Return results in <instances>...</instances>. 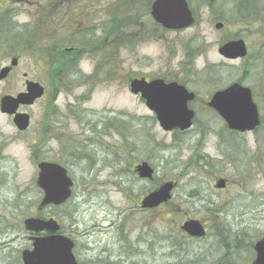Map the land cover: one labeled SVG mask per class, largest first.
Wrapping results in <instances>:
<instances>
[{
	"label": "rangeland",
	"instance_id": "374dc122",
	"mask_svg": "<svg viewBox=\"0 0 264 264\" xmlns=\"http://www.w3.org/2000/svg\"><path fill=\"white\" fill-rule=\"evenodd\" d=\"M27 1L0 3V12L13 11L14 22L21 30L26 27L20 25L32 20ZM235 3L236 0H216L212 6L205 2L190 4L197 21L180 30H158L151 17L143 15L146 34L141 39L125 37L123 23H112L119 33L112 38L115 77L113 82L100 86L87 105L99 113H113L116 119L124 117L122 122L130 134L121 128L119 133L110 132L100 139L99 146L83 151L81 159L64 155L70 161L67 168L74 181L73 195L64 206L43 212L57 218L62 231L75 240L74 254L79 263L216 264L221 260L222 264L225 254V264H241L242 254L250 250L243 246L238 252L236 239L244 232L264 235V121L256 131L237 133L238 149L230 152L225 147L231 145L219 138L224 133V121L205 103L212 91L243 75L242 61L227 60L217 52L222 41L239 32L233 15ZM217 21L223 23L220 29L214 27ZM127 23L131 22L126 20L124 27ZM131 24L130 29L135 30L137 24ZM242 35L252 49L251 31ZM46 43V39L37 40L41 48ZM18 49L17 74L32 69L41 77L45 60L42 49L32 55L24 46L18 45ZM4 62L8 63L9 58L0 57V65ZM255 73L256 68H252L244 78L251 81ZM135 74L186 80L198 94L193 103L197 115L192 127L185 131L163 130L144 102L124 85V79ZM14 84L19 86L18 81ZM78 91L80 88L75 92ZM72 95L61 94L58 103L73 100ZM42 104L34 107L35 117L41 116ZM0 129L13 133L2 116ZM48 149L49 157L56 159L60 154L73 153L60 151L55 143ZM5 152L14 162L0 164V175L7 178L5 184H0V222L4 219L20 225L24 218L39 215L36 205L40 191L33 181L35 166L25 138H12ZM141 161L154 167L151 180L139 178L134 171ZM218 176L227 179V188L214 187ZM167 180L176 183L171 201L153 211H142L140 199ZM18 190L28 191L23 207L9 213L3 200ZM187 218L199 219L207 234L202 238L183 236L179 225ZM18 229L8 232L0 226V261L5 253L30 246L29 234Z\"/></svg>",
	"mask_w": 264,
	"mask_h": 264
},
{
	"label": "flooded vegetation",
	"instance_id": "af4514ba",
	"mask_svg": "<svg viewBox=\"0 0 264 264\" xmlns=\"http://www.w3.org/2000/svg\"><path fill=\"white\" fill-rule=\"evenodd\" d=\"M187 1L189 5L193 6L194 4L200 5L204 2L208 5V0ZM152 2L153 0L27 1L32 20L25 25V40L17 42L16 34H13L10 40L6 41L3 46H0V57L9 58L8 63L4 62V64L0 65V71L2 68H9L6 74L0 78V83L4 85L0 89V116L4 117L13 131V133H7L0 129L1 166L6 161L9 163L14 162V159L5 152L12 138H25L27 141L29 157L35 166L33 180L35 182L38 175V163L42 161L57 162L68 167L70 161L66 159V156L74 160L76 158H83L81 157L83 156V151H90L99 146L101 138H106L112 131L119 133L120 128L121 131L128 130L127 134L130 133V130L124 124L125 122H122L125 120L124 117L116 119L118 117H114L113 113H99L96 108L87 105V103L91 100L92 94L100 86L113 82L115 77L112 62L114 48L112 38L116 31L113 29L112 23L115 24L118 21L123 23V28L125 29L122 31L125 37L143 38L146 31L143 26L142 17L143 15L151 17L150 8ZM236 2L241 3L243 0H236ZM253 2L259 3L264 2V0H253ZM146 5L148 8H146ZM120 7L121 9L119 10ZM138 8H141L143 11H140ZM137 12L143 14L140 15ZM126 20L137 24L136 26L133 25L136 29H130L131 23L125 24L124 27ZM152 22L153 26L158 30H166L153 20ZM237 23L239 24V32L221 43L232 38L243 39L247 53L241 58L234 59L243 62L245 66L243 75L237 79L225 82V85L218 89H225L233 83H239L241 86L249 88L251 98L257 107L261 120L259 126L254 130L256 131L263 125L262 121L264 120V12L247 18L239 17ZM253 27L255 28L252 30ZM244 31H251L252 33L254 39L252 49L250 48L248 38L242 35ZM39 39H46L47 45L45 44L41 48L37 44V40ZM18 45L24 46L30 55L34 52L38 53V50L42 49L45 60H43L41 66V77L36 76L32 69L17 74L20 66ZM13 59H16L15 64L11 63ZM252 68H256V73L254 78L249 81L244 76L249 74ZM141 77H144L146 82L156 78H162L165 83L176 82L184 86L188 91L193 92L194 97L188 101V108L193 110L194 117L196 118L197 111L193 108V103L198 99V94L195 89L190 88L186 80L176 77L144 74L130 75L123 81L129 92L130 81ZM14 81H18L19 86L15 85ZM29 83H37L41 86L42 94L30 103L17 104L10 113L3 111L1 106L2 99L6 96L17 98L19 94L26 93ZM78 88H80V91L76 93L75 91ZM212 93L208 95L205 101L208 107V101ZM61 94H73V100L58 103V98ZM133 95L144 102L140 93ZM39 103H43L41 116L35 117L33 109ZM18 114H23L26 118L27 126L23 129L19 128L15 122V117ZM118 122L121 123L117 124ZM114 124H117L118 127H114ZM74 136H77V138L75 139ZM52 143H55L60 148V151L73 150L74 154L67 155L63 153L57 159L50 158L48 146ZM84 157H87V155ZM6 180L5 176L0 175V184H5ZM227 186L228 182L220 189H225ZM140 209L142 211H153L155 208L143 209L140 207ZM181 233L183 236H187L185 232L182 231ZM261 237L250 236L248 232H244L236 239L235 245H238V252H240L243 246L250 250L249 253L242 254L244 256V264H252L256 256L254 243ZM232 251L234 252L235 250L232 248ZM225 259L224 254V262L222 264H225ZM232 264L237 263L234 261Z\"/></svg>",
	"mask_w": 264,
	"mask_h": 264
},
{
	"label": "water",
	"instance_id": "95a60500",
	"mask_svg": "<svg viewBox=\"0 0 264 264\" xmlns=\"http://www.w3.org/2000/svg\"><path fill=\"white\" fill-rule=\"evenodd\" d=\"M213 2V0H210ZM151 16L166 29H183L194 23L192 10L187 0H153ZM222 23H215V28H221ZM218 53L228 59H236L246 54V47L242 39H233L224 42L218 47ZM16 63V59L11 61ZM8 67L2 68L0 78L6 74ZM130 91L140 93L147 108L154 112L160 127L165 131L179 129L181 131L191 127L194 118L193 110L188 108V101L194 97L193 92L176 82L165 83L163 79L156 78L146 82L144 77L134 78L130 81ZM42 94V88L37 83H29L26 93L17 98L6 96L2 99V110L12 112L19 103H30ZM222 117L227 128L237 132L251 131L259 125L257 107L251 98L248 87L233 83L225 89L215 91L208 102ZM17 126L21 129L27 126L23 114L15 117ZM37 186L43 191L42 198L37 206L42 210L48 205H61L71 196L73 181L67 174L65 167L55 162H40L38 164ZM140 178L151 179L153 167L142 161L135 166ZM225 179H219L217 188L225 186ZM175 183L165 181L156 189L142 197V208H154L167 202L171 198ZM24 229L31 233V247L21 251L22 264H79L73 254V240L60 233L59 223L53 219H44L30 216L23 220ZM192 237L205 235L204 225L199 219L189 218L181 226ZM45 232V235L40 233ZM40 234V235H39ZM256 252L252 264H264V237L254 244Z\"/></svg>",
	"mask_w": 264,
	"mask_h": 264
},
{
	"label": "trees",
	"instance_id": "16d2710c",
	"mask_svg": "<svg viewBox=\"0 0 264 264\" xmlns=\"http://www.w3.org/2000/svg\"><path fill=\"white\" fill-rule=\"evenodd\" d=\"M3 1H0V3H3ZM146 8H148L147 5H146ZM263 12H264V2L255 3L253 2V0H243V2L241 3H238V2L235 3V11L233 15L235 18H239V17L247 18L250 16L262 14ZM14 15L15 14L13 13V11H10V10L0 12V36H1L0 46H3V44L6 43V41L10 40L13 34H16L17 42H21L22 40H25L26 38V35H25L26 28L22 30L19 29V27L17 28V23L14 22V19H13ZM119 123L121 122H118L117 124ZM120 127H121V124H120ZM236 135H237L236 132L227 129L226 126L224 127V133L219 134V138L221 139V141H224L225 143L231 145V147L226 146L225 147L226 150L233 152V150L235 151V149H238L239 145H238V140L236 138ZM228 151H227V154H228ZM223 153L225 154L226 151H224ZM231 162H234V160H231ZM27 193H28L27 190H18L15 192V194L11 198L8 199L5 197L3 200V204H4L3 207H8L10 209L9 213H11L14 209L21 211V208L23 207L22 201L25 199V195ZM52 208L58 209L57 207H52ZM1 220L2 221L0 222V226L3 225L5 229L8 230V232H10L11 230H19L18 227L19 228L21 227V229L23 230L22 224L20 225L18 223L13 224L11 223L10 220H4V219H1ZM6 247H3V249H5ZM236 247H238V245H236ZM20 252L21 250L18 249L15 252L14 250H12L9 253H5L3 256H1L2 260L0 261V264H22ZM220 261H218L216 264H220L219 263Z\"/></svg>",
	"mask_w": 264,
	"mask_h": 264
}]
</instances>
